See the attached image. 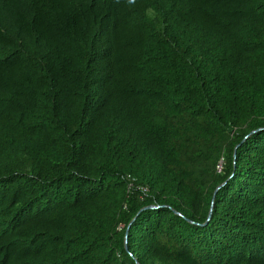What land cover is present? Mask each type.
<instances>
[{
  "label": "trees",
  "instance_id": "obj_1",
  "mask_svg": "<svg viewBox=\"0 0 264 264\" xmlns=\"http://www.w3.org/2000/svg\"><path fill=\"white\" fill-rule=\"evenodd\" d=\"M0 264H264V0H0Z\"/></svg>",
  "mask_w": 264,
  "mask_h": 264
},
{
  "label": "clouds",
  "instance_id": "obj_2",
  "mask_svg": "<svg viewBox=\"0 0 264 264\" xmlns=\"http://www.w3.org/2000/svg\"><path fill=\"white\" fill-rule=\"evenodd\" d=\"M112 2L116 5H119L121 2H123L128 6H133L137 4L138 0H112ZM145 16L149 21H158V18L161 16V13H159V11L155 7H150L145 10ZM159 26L160 25L157 24V27Z\"/></svg>",
  "mask_w": 264,
  "mask_h": 264
},
{
  "label": "water",
  "instance_id": "obj_3",
  "mask_svg": "<svg viewBox=\"0 0 264 264\" xmlns=\"http://www.w3.org/2000/svg\"><path fill=\"white\" fill-rule=\"evenodd\" d=\"M209 218H210V214H209L208 220H209ZM208 220H207V221H208ZM127 230H128V229H127ZM127 230H126V234H125V239H126V237H127V236H126V235H127Z\"/></svg>",
  "mask_w": 264,
  "mask_h": 264
},
{
  "label": "built area",
  "instance_id": "obj_4",
  "mask_svg": "<svg viewBox=\"0 0 264 264\" xmlns=\"http://www.w3.org/2000/svg\"><path fill=\"white\" fill-rule=\"evenodd\" d=\"M219 170H220V168H219Z\"/></svg>",
  "mask_w": 264,
  "mask_h": 264
}]
</instances>
